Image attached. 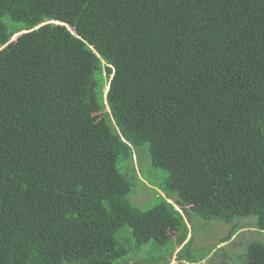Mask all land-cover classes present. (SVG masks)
<instances>
[{"label":"trees","instance_id":"obj_1","mask_svg":"<svg viewBox=\"0 0 264 264\" xmlns=\"http://www.w3.org/2000/svg\"><path fill=\"white\" fill-rule=\"evenodd\" d=\"M193 216L264 234V0H0V264H193Z\"/></svg>","mask_w":264,"mask_h":264},{"label":"rangeland","instance_id":"obj_2","mask_svg":"<svg viewBox=\"0 0 264 264\" xmlns=\"http://www.w3.org/2000/svg\"><path fill=\"white\" fill-rule=\"evenodd\" d=\"M134 164L139 167L136 166V170L140 169L137 176L141 178V183L135 185L131 201L138 207H151L154 204L153 198L160 195L161 192V175L151 167L146 153H139L138 159H134ZM185 220L189 231L184 243L190 240L186 245L188 248H184L183 254H192L197 261L193 264H234L231 259L223 257L222 251H220L221 248H225L230 254L242 253L247 242L260 240L264 237V234H258V230L251 227L253 226L252 218L235 220L227 225L214 222L219 221L217 219L206 222L197 216H193L191 220L187 218ZM237 226H243L244 228L235 233L233 228H237ZM225 237L231 239L216 244L217 241L220 242ZM180 248L181 246L172 245L169 242L166 245H159V243L150 241L144 245L139 254L131 259L129 264H166L168 260V264H191L178 260L177 253ZM119 263L120 261L115 262V264Z\"/></svg>","mask_w":264,"mask_h":264},{"label":"clouds","instance_id":"obj_3","mask_svg":"<svg viewBox=\"0 0 264 264\" xmlns=\"http://www.w3.org/2000/svg\"><path fill=\"white\" fill-rule=\"evenodd\" d=\"M161 195H162V193H161ZM171 202V201H170ZM168 263H169V261H168Z\"/></svg>","mask_w":264,"mask_h":264}]
</instances>
